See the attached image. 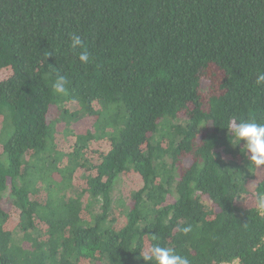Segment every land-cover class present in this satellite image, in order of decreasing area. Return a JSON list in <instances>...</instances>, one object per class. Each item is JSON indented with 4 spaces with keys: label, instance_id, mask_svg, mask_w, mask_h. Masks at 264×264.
I'll return each instance as SVG.
<instances>
[{
    "label": "trees",
    "instance_id": "trees-1",
    "mask_svg": "<svg viewBox=\"0 0 264 264\" xmlns=\"http://www.w3.org/2000/svg\"><path fill=\"white\" fill-rule=\"evenodd\" d=\"M0 70V264H264V166L227 130L264 123V0H0Z\"/></svg>",
    "mask_w": 264,
    "mask_h": 264
},
{
    "label": "clouds",
    "instance_id": "clouds-1",
    "mask_svg": "<svg viewBox=\"0 0 264 264\" xmlns=\"http://www.w3.org/2000/svg\"><path fill=\"white\" fill-rule=\"evenodd\" d=\"M77 54V59L83 64L90 62V55L85 48V43L80 35L73 33L70 38L69 50ZM48 55H51L50 53ZM68 80L64 75H57L52 87L57 94L67 95ZM255 84L264 87V71H258L255 79ZM231 134L233 147L243 141L240 148L241 153H244L248 162L259 168L264 166V123H258L255 120H233L230 129H227ZM254 205L257 213L264 214V191H258L255 195ZM191 226H185L180 229L184 234L191 231ZM146 264H189V260L176 253L170 247H162L159 243H153L147 252L142 256Z\"/></svg>",
    "mask_w": 264,
    "mask_h": 264
},
{
    "label": "rangeland",
    "instance_id": "rangeland-1",
    "mask_svg": "<svg viewBox=\"0 0 264 264\" xmlns=\"http://www.w3.org/2000/svg\"><path fill=\"white\" fill-rule=\"evenodd\" d=\"M4 71H6V70H0V82L5 80L6 78H8L11 75V72L9 70H8L9 74L4 73ZM219 77H220V75L213 68H210L204 72L202 79L204 81H206V83L204 86L205 90L203 92V97H206L207 95H209L212 90L216 91L217 84L219 83V80H220ZM1 124H2V122L0 121V130H1ZM73 128L75 129L74 132H76L77 129H81V128H83V126L82 125L79 126L76 124L73 126ZM67 135L68 136H65L64 139L58 141L59 149L63 150V152H66L67 149L69 148V145L71 144V138L69 137L71 135H69V134H67ZM67 137H69V138L67 139ZM5 139H7V138H4V140H2V141L4 142ZM2 145H3V143H0V155L2 153ZM64 163H65V160H63L61 164L64 165ZM139 185H140L139 178L134 176L133 174L121 176V179L117 182V185H116L115 199H117V198L122 199V200H124L125 204L127 205L129 202L128 198H129L130 192L132 190L136 189V187ZM115 214L117 216H120L121 215L120 209L119 210L116 209Z\"/></svg>",
    "mask_w": 264,
    "mask_h": 264
},
{
    "label": "built area",
    "instance_id": "built-area-1",
    "mask_svg": "<svg viewBox=\"0 0 264 264\" xmlns=\"http://www.w3.org/2000/svg\"><path fill=\"white\" fill-rule=\"evenodd\" d=\"M262 215H264V214H262ZM227 264H238V263H236V262H232V263H227Z\"/></svg>",
    "mask_w": 264,
    "mask_h": 264
}]
</instances>
